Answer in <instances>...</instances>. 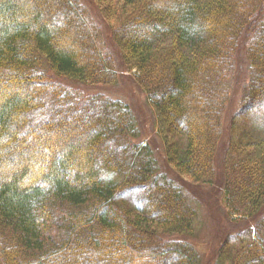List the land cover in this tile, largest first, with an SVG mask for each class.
Here are the masks:
<instances>
[{
    "label": "trees",
    "instance_id": "1",
    "mask_svg": "<svg viewBox=\"0 0 264 264\" xmlns=\"http://www.w3.org/2000/svg\"><path fill=\"white\" fill-rule=\"evenodd\" d=\"M64 1L68 17L52 28L42 22L41 9H27L26 0H0V83H7L0 94V172L9 175L0 176L3 263L200 264L195 248L180 238L195 231L198 209L160 174L150 145L134 142L137 124L127 103L52 81L40 85L32 104L11 92L20 82L33 85L34 77L25 73L43 59L71 83L116 81L111 58L102 49L95 52L100 30L83 25L82 4L76 11L72 0ZM98 1L112 8L105 14L116 11L113 5L123 9L114 16L113 30L122 68L135 70L174 171L193 183L214 184L241 40L252 73L239 112L264 102V0ZM57 6L53 1L50 7L62 8ZM73 26L89 44L79 54L62 46ZM88 52L93 55L87 61ZM83 111L89 113L86 120L78 117ZM54 121L88 122L94 128L83 144L71 142L75 137L67 133L65 143L60 135L52 154L47 143L46 172L35 174L29 153L15 150L21 147L17 135L22 139L24 129L34 133ZM253 123L252 141L241 136L231 143L222 166L229 212L254 221L253 237L233 264H264V119ZM177 134L181 141L174 140ZM134 190L142 201L130 206L124 195Z\"/></svg>",
    "mask_w": 264,
    "mask_h": 264
},
{
    "label": "rangeland",
    "instance_id": "2",
    "mask_svg": "<svg viewBox=\"0 0 264 264\" xmlns=\"http://www.w3.org/2000/svg\"><path fill=\"white\" fill-rule=\"evenodd\" d=\"M26 1L27 9L39 8L42 10V22L47 24L48 27L57 28L61 21L68 17V14L64 15L66 13L64 0ZM46 1L48 2L47 4L44 3ZM53 1L57 2L58 6L62 8L59 9L57 6L58 8L52 9L50 6L53 5ZM72 2L76 7V11L78 9V3L82 4L84 15L82 14L83 16L81 18L83 25L91 23L100 30L101 37L95 44L97 49L95 52L100 54L99 51L104 50L106 57L111 58L115 72H117L116 81L110 84L71 83L70 80L56 75L43 59L39 68L34 69L32 64L29 74L27 72L25 73L28 78L33 79L34 77L33 85L23 86L20 82L18 85L12 86L11 92L19 94L21 97L29 98L32 104L39 99L38 96L41 91L40 85L46 83L53 84L52 82H54L71 87L76 91L79 90L83 94H99L112 99H120L127 103L131 108L137 124V138L134 142L150 145L160 174H167L175 184L181 187L192 204L198 209L199 218L195 231L192 234L181 235L180 238L195 248L200 264H233V260L235 259L236 261L240 256V251L245 248L246 243L253 237H251V234L254 221L252 219L231 215L229 212V208L222 197V187L224 185L222 179L224 177L222 174L223 160L232 147L231 143L234 144L241 136L244 140L249 139L252 141V135L254 133L252 130L257 131V127L252 125L253 121L259 123L264 119L263 100L252 103L250 108L243 109L239 112L242 93L245 86L250 82L249 76L252 73L251 65L245 53L246 43L241 40L236 50L233 78L229 90L230 99L225 105L222 138L219 142L218 151L214 160L217 173L215 183H193L190 178L177 174L169 163L164 143L161 137L157 135L156 114L148 101L147 94L140 88L134 78L135 70H123L124 68H122V54L113 38V30L117 26V21H115L114 16L123 9L121 10L120 6L113 5L116 7V11L105 14L103 10L109 6L105 5L104 2L102 3L98 0H72ZM110 9L112 10V8ZM84 38V34L80 33L77 28L74 29L73 26L70 33L62 39V46L71 52L77 54L82 53L83 50L86 51V48L89 47L87 40ZM83 41L86 45H84ZM88 53L85 56L87 57L85 58L87 61L93 55L91 52ZM12 82L13 79L10 78L9 83ZM27 82L25 80L22 83ZM5 84L7 83H0V94L6 90ZM88 116L89 113L86 111L78 113V117L81 119L86 120ZM53 117L54 115L48 118L53 119ZM92 128L94 126L91 123H80L78 121H62V123H58L57 121L50 122L47 127L39 128L34 133H29L26 128L23 131V135L26 134L25 136L22 135V139L19 138L21 136L18 137L17 135L21 147H16L15 150H24L29 153V157L32 158L30 164H32L35 174H38V170L40 169L46 172L44 170L46 166L44 159L48 154V150H45L48 146H46L47 143L51 146V150H49L51 154L53 149L55 151L58 148L56 145L58 144V137L60 135V140L65 143L69 142L66 139V133L75 137V141H71L74 144L77 141L83 144ZM259 129L261 130L262 128ZM67 130H71L73 133ZM174 140L181 141L179 134L174 137ZM32 148L35 149L34 152L31 151ZM96 153L97 150L94 151L93 157L95 158L97 157ZM0 176L1 178L7 179L9 175L6 172H0ZM124 198L130 206L139 205V202L142 201L141 192L138 190L127 192ZM2 247L3 245H0V264H4ZM144 262L140 264H144Z\"/></svg>",
    "mask_w": 264,
    "mask_h": 264
}]
</instances>
